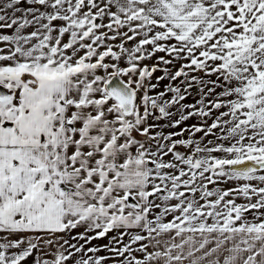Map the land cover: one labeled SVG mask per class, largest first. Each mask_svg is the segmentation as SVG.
<instances>
[{"label": "snow or ice", "instance_id": "obj_1", "mask_svg": "<svg viewBox=\"0 0 264 264\" xmlns=\"http://www.w3.org/2000/svg\"><path fill=\"white\" fill-rule=\"evenodd\" d=\"M0 264H264V0H0Z\"/></svg>", "mask_w": 264, "mask_h": 264}, {"label": "rangeland", "instance_id": "obj_2", "mask_svg": "<svg viewBox=\"0 0 264 264\" xmlns=\"http://www.w3.org/2000/svg\"><path fill=\"white\" fill-rule=\"evenodd\" d=\"M159 74V73H158Z\"/></svg>", "mask_w": 264, "mask_h": 264}]
</instances>
